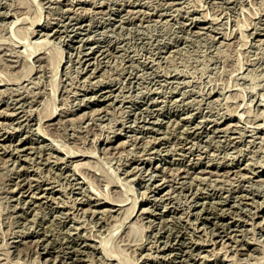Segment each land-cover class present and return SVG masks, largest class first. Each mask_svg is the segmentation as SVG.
Returning <instances> with one entry per match:
<instances>
[{"label": "rangeland", "instance_id": "1", "mask_svg": "<svg viewBox=\"0 0 264 264\" xmlns=\"http://www.w3.org/2000/svg\"><path fill=\"white\" fill-rule=\"evenodd\" d=\"M41 1L0 0V54L4 52L2 55H0V58L1 61L3 59H6L5 61L3 60L4 62L2 61L3 63L0 62V113H3L0 114V263L106 264L108 262L107 264H115V262H117L118 264H170L167 262H162L160 259H152V261L150 259L152 257H155L156 255L157 257L159 255V257H163L164 255L165 260L169 259V261H173L172 264H203L201 260L204 259L205 264H235L234 262L236 261V264H240L239 262L241 261H244L243 263L241 262L242 264H264V245H261L262 243L264 244V222H262L264 221V218H262L264 217V0H52L53 2L51 0H46L45 2L44 0V2L42 1L43 3H41ZM19 5H22L23 7H20ZM18 8L19 10L21 8V10L19 11ZM68 12L71 13L69 14ZM20 14H23L24 18L26 17L25 19L28 22H25L23 20L24 18ZM33 20H40L41 25H37L39 23L34 24L36 21L33 22ZM20 21H23V23H21ZM24 23H26V25ZM31 23H33L34 25H32ZM22 24L25 25L24 28ZM73 24L77 26H74ZM42 25L44 26V29L40 30V33L43 37L41 36L38 39L44 38L45 36L47 38L49 36L47 40L51 41L47 43V45H43V48L40 47L35 51V53L33 52L30 56L28 54L30 50L32 51V48H29L30 44H27V42L25 43L28 46L23 43L20 44L19 41H21L22 38H18L22 37L20 35H24V33L22 34V32L26 33L27 29L28 33L30 31V27H34L39 31V29L43 27ZM14 29H16L17 31ZM20 29L23 30L18 32V30ZM24 29L26 30L24 31ZM16 32L18 34L21 33L19 37L16 34V36L18 37L17 39L15 38ZM42 32H48V34H42ZM64 33H67V35H65ZM37 36H40V34H38ZM66 36H68V39L66 38ZM79 36H81V38ZM35 38L37 39V37ZM36 39H34L33 37L31 38V41H35ZM82 41L83 43H81ZM12 42H15L16 45H20L16 47V45H13ZM6 44L7 46L9 45V49L7 46H4ZM12 50H14V52ZM78 50L80 53L78 52ZM8 51L9 54L7 53ZM19 51H21V53ZM81 51L87 52L81 53ZM25 52L27 54H24ZM16 53L19 54L20 57ZM78 54L81 55L79 56ZM25 55L29 58V60L25 59ZM36 55H43L41 57H43L44 61L42 60L41 62L36 60ZM77 56H79V58ZM48 58L50 60H48ZM85 58L86 60H84ZM13 59L15 60L13 61ZM17 59H20L21 62ZM48 61L50 62V64ZM26 62L28 64H25ZM87 62L89 64H86ZM10 63H14L13 69H11L13 66ZM42 63H44V67H42ZM99 63L101 64L99 65ZM23 64H25V66H23ZM4 65H6V67ZM47 65L48 67H46ZM38 66L41 68H39ZM81 66H84V68H82ZM94 66L96 69L94 68ZM8 67H10L9 70ZM45 67L46 69H44ZM91 67L92 70L95 69V72L91 70ZM14 69L16 70V72L13 71ZM81 69L83 71L85 70L84 74ZM85 74L87 76L88 74H90L89 76L91 78H89V76L87 77ZM20 78L23 80L19 82L18 80H20ZM171 80L173 82H171ZM83 81L85 84L83 85V87L85 88L82 87ZM91 83L92 85H94L90 86ZM176 85H179V87ZM120 86L122 89L120 88ZM117 88H119L121 91ZM18 89L21 91H19ZM75 89H77V91ZM10 91H13L14 93H11ZM31 91L34 94H37L33 96L34 94L32 93L31 95ZM23 92L26 95L28 92V95H23ZM96 92L98 95L96 94ZM115 92L118 93L116 94ZM19 94L21 97L19 96ZM84 94L86 95V97ZM91 95L95 96L92 97ZM36 96L37 98H35ZM72 96L73 98H71ZM17 97L18 99L19 97L21 99H19V101H16L18 100ZM76 97L78 98L76 99ZM87 97L89 99L91 98V100L89 101ZM81 99L84 100L83 103ZM122 99L124 100L122 101ZM29 100L31 101L29 102ZM19 102L23 103L20 104ZM184 103L188 104L185 105ZM5 104L7 106L11 104L12 106H8L7 108ZM75 104H77L78 106H76ZM145 104L147 105V107ZM13 105H16V107ZM25 106L29 108L27 109ZM55 106L56 108L53 109ZM23 107L26 110H24ZM18 108L20 109L19 111ZM70 108H72L71 111ZM98 108H100L101 111L98 110ZM31 109H33V112L35 114L33 112L32 114H30L32 111ZM96 109L98 112L95 111ZM8 110L11 116L9 115ZM52 110L54 111V115L56 117L53 115ZM186 110L190 112V114H188ZM153 111L155 113H153ZM12 112H16L17 114H13ZM49 112L52 113V116L49 115ZM47 114L51 117H49ZM38 117L40 118V120ZM58 117L61 119H59ZM57 119L61 122L58 123ZM13 120H16V122H14ZM17 120L19 121V123ZM23 121L24 124L22 123ZM52 122L54 126L51 125ZM257 122L261 124V127ZM254 123L258 125V128L256 127V125H254ZM195 124H197V126ZM226 124L232 131H229L230 129H228L229 127ZM235 124H237V126ZM26 125L31 126L26 127ZM225 125L226 128H224ZM214 126L216 127L217 131H215L216 129ZM208 127L210 129H208ZM234 127L236 128L234 129ZM43 129H45L46 131ZM222 129L224 130V132ZM239 132H242L241 134L243 137ZM251 132L254 134H252ZM46 133H48L47 136H45ZM212 133L214 134L212 135ZM230 135L232 138L230 137ZM233 135L237 136L234 137ZM161 136H163L164 138ZM186 136L187 138H184ZM106 138L112 141L106 143ZM230 138L233 140H231ZM237 138H239V140ZM189 141H192V144ZM249 141L251 142L250 144ZM229 142L233 146L229 144ZM235 142L238 143L236 144ZM2 145L4 146L3 148ZM6 147H11L12 150L11 148L9 149ZM18 147L20 150L18 149ZM13 148H15L16 152H14ZM79 148L80 150L90 149L89 151L92 155H90L88 150H86L88 154L85 152L84 154H82L83 151L80 150H78L79 152H81L80 155L76 154L77 152H73ZM180 148L182 149V151ZM188 148L189 150H187ZM66 149H72L69 150V153L73 152L75 155L73 153L69 154ZM153 149H155L156 151ZM62 151L65 153H63ZM211 153L213 155H211ZM72 154L74 155V157H71L73 156ZM239 156L241 157V159ZM46 157H48V160L46 159ZM60 157L62 158V160H60ZM63 159L65 160L64 163ZM230 159H232L233 161ZM57 160H59L60 162ZM80 161L84 163L80 164ZM207 161L210 163H208ZM77 163H79V165ZM85 163H88L89 165L87 164L85 167ZM206 163L209 165H207ZM150 166L152 168H150ZM191 166H195V168H192ZM35 167L37 168V170ZM48 167L50 170L48 169ZM74 168H76V171L78 169L76 173ZM81 168H85L82 169L84 171H82ZM181 168L184 169L182 170ZM200 168L202 169V171ZM38 169L41 170L39 171ZM247 169L251 170L248 171ZM252 169L254 172L252 171ZM214 170L216 172H214ZM255 170H257V172ZM28 171L30 172V174ZM67 171L70 172V174ZM79 171H82V173ZM91 171L94 172L95 175ZM127 171H130V174L127 173ZM39 172L43 174L41 175ZM83 172L85 173L83 174ZM63 173H67V176ZM184 173L186 174L184 175ZM245 174L247 176H245ZM34 175L36 176V179L34 178ZM71 175H73L74 178ZM182 175H184L185 177ZM229 175H233L231 176L233 178H230ZM241 175L245 179H243ZM250 175H252V177ZM149 176H155V178ZM196 176L198 178H196ZM202 176L206 179V183L204 181L205 179L203 180ZM38 178H41L39 179V183ZM49 178H53V180ZM85 180H88L89 182H85ZM109 181H111L112 183L110 184ZM160 181H162L163 184L159 188H155L156 183H161ZM15 182L19 186L15 185ZM30 183H32L33 185ZM115 183L118 184L116 185ZM170 183L172 184V186ZM212 183H215L217 186H215V184L211 186ZM29 184L32 186H30ZM108 184H110V187H108ZM191 185L193 186V188ZM228 185H230L231 187ZM237 185L240 186L237 187ZM76 186H79L80 189ZM148 186L149 188H147ZM174 186L176 189H174ZM199 186H201V189H199ZM218 186H220L219 189ZM16 187L18 189H16ZM59 187L61 188V190H59ZM208 187L211 189H209ZM224 187L227 188L225 189ZM45 188L46 192H44ZM116 188L118 191L116 190ZM222 188H224L225 190ZM85 189H88L89 191H86ZM203 189H205L206 191ZM119 190H121V194ZM114 191L116 193H114ZM227 191L228 194H226ZM100 192L102 194L107 192L108 193L104 194L103 198V195H101ZM35 193H37L36 196ZM86 193H88V195ZM125 193H127V197L125 196ZM240 193L244 194L239 195ZM45 194H47L48 196H45ZM52 194L54 196H52ZM116 194L118 195V199L119 197L120 199H123L124 197L123 202L121 201L123 204L126 205L128 203L130 210L128 209L127 205V208L124 205V210L131 212V208H135L133 209L134 211L130 214L128 219L126 218L128 221H126L125 219L128 212H124L123 209L121 210L124 213L118 209H114L116 207L111 206V204H103L104 206L99 205L98 208L93 205V203L108 199L105 198L108 195L111 197V199L112 197L117 198ZM123 194L124 196H121ZM166 194L168 195L166 196ZM32 195H34L35 197ZM98 195L101 196L98 198ZM172 195L174 196V198ZM245 195L249 196L247 197ZM252 196L253 198H255V201L253 200ZM155 197L158 198V203H156V205L158 206L155 207L156 205H152L154 207L153 210L150 199ZM189 197L192 198L190 199ZM235 197L237 198V200ZM83 198L85 199V201ZM126 198L128 199L126 200ZM31 199L33 200V202ZM76 199H78L79 201ZM113 200L115 199H112V201ZM200 201L203 202L200 203ZM217 201L221 205L218 204ZM134 202H136V204ZM230 202H234V204L232 203L231 205ZM188 203H191V206L188 205ZM202 203H204V205H202ZM259 203H262V208H260ZM44 204L46 206H44ZM210 204L214 205L211 206ZM243 204H245V206ZM252 204L253 206H251ZM167 205L170 206L168 207ZM52 206L55 210L52 208ZM208 206L211 207L212 210H210L211 208L208 209ZM34 207L35 209H32ZM83 207L85 210L88 207L89 210L85 211L84 209H82ZM141 207L147 209V214L145 212L141 213V211L144 210L141 209ZM163 207L166 209H164ZM102 208L104 210H108L104 211L103 213ZM199 208L201 210H199ZM68 209L69 211H67ZM92 209H94V211ZM149 209L151 213L150 211H148ZM233 209L235 211L238 210L237 212H239V215ZM241 209L244 210L242 211ZM22 210L25 215L23 214ZM109 210H111V213L108 212ZM138 210L139 212H136ZM220 210H222L223 212H221ZM154 211H156L157 213ZM245 212H247L248 214ZM91 213H93L92 216ZM138 213H141V215ZM122 214L125 215L124 218ZM143 214L146 216H144ZM180 214L182 215V219H178V217L180 218L181 216ZM251 214L254 215L252 216ZM116 215L119 217H117ZM77 216H79V218ZM139 216L143 218L138 220ZM237 216H239L240 218H238ZM92 217H94V219H92ZM110 217H114L112 218L113 220ZM159 217L161 218V220ZM98 218H100V222L98 221ZM146 218L147 220L151 218L152 219L149 222V220L147 221ZM231 218L234 221H231ZM115 219L120 222L122 220L123 222L120 223L121 225H119V223ZM166 219L168 220L166 221ZM193 219H196L195 222ZM107 220L109 221V223L107 222ZM213 221H215L216 224L213 223ZM247 221H251V223ZM81 222H84L82 226L80 225ZM105 222H107L108 224H105ZM126 222H130L131 224H133L131 226L130 223L127 224ZM258 224L261 225L259 226ZM77 225L80 226L77 227ZM113 225L116 226V228L118 225L120 227L118 226L119 228H117L116 230L115 227H113L114 229L112 228ZM129 225L130 227H127ZM148 225L152 229H150ZM215 225H217V227H215ZM193 226H197L196 228L198 230ZM240 226L243 228H241ZM261 227L263 228L260 229ZM129 228L131 237L127 235V230ZM112 229L114 233L111 232ZM217 229L222 230L219 231ZM238 229L241 230L239 231ZM207 230L209 231V235H207L206 233L208 232ZM155 232L157 233V236L155 235ZM236 232L238 233L237 235ZM107 233L108 235L110 233L112 234H110L111 236H108ZM93 234L96 238L99 239H96ZM78 235L82 238L78 237ZM46 236L47 238H45ZM126 236L127 238H125ZM41 237L43 239H41ZM118 237L120 241H123L121 239L123 238V242L125 244L123 242L120 243V241L117 240ZM200 237L202 239H200ZM36 238L38 240H35ZM107 238L109 240H107ZM129 238L131 239V241L128 240ZM157 238L159 239V241ZM165 238H167L165 240L167 242L164 241ZM203 238L206 240H204ZM218 238H220L219 241L217 240ZM100 239L101 241H98ZM103 239L107 241L105 242L103 241ZM126 239L129 242H126ZM147 239L150 240L148 241ZM191 239L192 241L193 239H195L197 243L195 240V243L194 241L192 242ZM116 240L119 244L115 242ZM200 240H202V243ZM208 240L210 242H208ZM24 241L26 242L24 243ZM132 241H134L133 243L135 244H133ZM168 241L170 242L169 244ZM229 241L231 243H229ZM255 241H257L258 244ZM204 242L207 243L205 244ZM115 243L118 245V248ZM130 243L132 246L130 245ZM155 243L158 245H155ZM234 243H236V247L234 246ZM93 244L95 245L91 246ZM150 244H153V247L150 246ZM221 244L222 246L224 244V246L221 247ZM124 245H127V249H125ZM129 245L132 248H130ZM135 245L139 246L140 249ZM225 245H227L226 248L228 250L225 248ZM160 246L161 249H163V251L161 252H159ZM94 247L97 250H95ZM190 247H193L194 249ZM122 248H124L125 250H123ZM154 249H156L157 251ZM209 249H211L212 251ZM187 251L191 253L188 254L189 252ZM142 252H145L144 256H142ZM170 252L172 253V255H170ZM234 252H237L236 258ZM248 252L251 254H248ZM177 253H179V255ZM214 253H216L217 256ZM105 254L108 258L105 256ZM224 254L231 255V258H229L230 256ZM192 255L196 256L192 257ZM113 256L115 258H113ZM58 260H60V262ZM104 260L106 263L104 262Z\"/></svg>", "mask_w": 264, "mask_h": 264}, {"label": "bare ground", "instance_id": "2", "mask_svg": "<svg viewBox=\"0 0 264 264\" xmlns=\"http://www.w3.org/2000/svg\"><path fill=\"white\" fill-rule=\"evenodd\" d=\"M40 1H41V0H40ZM42 1L44 2V0H42ZM42 1H41V3H43ZM51 1H52V0H51ZM55 1H56V0H55ZM55 1H54V2H55ZM45 2H46V0H45ZM47 2H48V1H47ZM49 2H50V1H49ZM52 2H53V1H52ZM171 2H173V1H171ZM39 3H40V2H39ZM48 4H49V3H48ZM64 4H65V3H64ZM69 5H70V4H69ZM19 6H20V7H23L22 5H19ZM67 8H69V7H67ZM71 9H72V7H71ZM18 10H19V8H18ZM20 10H21V8H20ZM20 10H19V11H20ZM68 10H70V9H68ZM16 11H17V10H16ZM66 11H67V10H66ZM17 12H18V11H17ZM23 12H24V11H23ZM13 13H16V12H13ZM18 13H19V12H18ZM20 13H21V12H20ZM24 13H25V12H24ZM68 13H69V12H68ZM70 13H71V12H70ZM70 13H69V14H70ZM12 15H13V14H12ZM20 15L24 18L23 14H20ZM24 15H25V14H24ZM71 15H72V14H71ZM25 16H26V15H25ZM77 16H78V15H77ZM22 17H21V19H22ZM67 17H68V16H67ZM72 17H73V16H72ZM25 18H26V17H25ZM25 18H24L23 20H24L25 22H28ZM46 19H47V18H46ZM64 19H65V18H64ZM71 19H72V18H71ZM205 19H206V18H205ZM205 19H204V20H205ZM16 20H17V19H16ZM16 20H14V21H16ZM47 20H48V19H47ZM61 20H62V19H61ZM197 20H198V19H197ZM199 20H200V19H199ZM14 21H13V22H14ZM34 21H36V20H33V22H34ZM45 21H46V20H45ZM49 21H51V20H49ZM67 21H68V20H67ZM67 21H66V22H67ZM74 21H75V20H74ZM74 21H73V22H74ZM202 21H203V20H202ZM207 21H208V20H207ZM20 22L23 23V21H20ZM30 22H32V21H30ZM208 22H209V21H208ZM21 23H20V24H21ZM37 23H39V24H37ZM42 23H43V22H42ZM44 23H45V22H44ZM49 23H50V22H49ZM62 23H65V22H62ZM71 23H72V22H71ZM24 24L26 25V23H24ZM24 24H22V25H23V28H24V26H25ZM31 24H32V25H34V24L41 25V24H40V20H37L34 24H33V23H31ZM76 24H77V23H76ZM82 24H83V23H82ZM86 24H87V23H86ZM193 24H194V23H193ZM200 24H201V23H200ZM205 24H206V23H205ZM22 25H21V26H22ZM28 25H30V24H28ZM37 25H35V26H37ZM48 25H50V24H48ZM65 25H66V24H65ZM73 25H74V24H73ZM194 25H195V24H194ZM42 26H43V25H42ZM42 26H41V27H42ZM51 26H52V25H51ZM57 26H58V25H57ZM59 26H60V25H59ZM63 26H64V25H63ZM74 26H77V25H74ZM85 26H86V25H85ZM18 27H19V26H18ZM18 27H17V28H18ZM27 27H28V26H27ZM67 27H68V26H67ZM81 27H82V26H81ZM20 28H21V27H20ZM28 28H29V27H28ZM76 28H77V27H76ZM78 28H79V27H78ZM203 28H205V27H203ZM42 29H44V26H43L42 28H40L39 31L36 30L34 27H30V31H29L28 33H27L28 29H27L26 33H25V32H22V34L24 33V35H20L21 33L18 34L17 32L15 33V36H16V34L18 35V37H19V35L22 36V37H19V38H18L17 36L15 37L16 39H17V38H18V39L22 38L21 41L18 40V41L20 42V44H21V43L26 44L25 42H27V44H30V47H29V48H32V51L30 50L31 52H30V51H29L30 53L28 52V54H29L30 56H31V54H32L33 52L35 53L36 50H38L40 47L43 48V45H45V44L47 45V43H49V42L51 41V40H50V41L47 40V38H48L49 36H48L47 38H46V36H45L44 38L38 39V38H40V37L42 36L41 33H40V30H42ZM51 29H52V28H51ZM67 29H68V28H67ZM69 29H70V28H69ZM81 29H82V28H81ZM83 29H84V28H83ZM88 29H89V28H88ZM14 30H16V29H14ZM22 30H23V29H22ZM22 30L20 29V30H18V32H20V31H22ZM25 30H26V29H24V31H25ZM60 30H61V29H60ZM74 30H75V29H74ZM74 30H73V31H74ZM16 31H17V30H16ZM43 31H44V30H43ZM51 32H53V31H51ZM51 32H49V33H51ZM65 32H67V31H65ZM43 33H47V34H48V32H42V34H43ZM78 33H80V32H78ZM38 34H40V36H37ZM51 34H53V33H51ZM64 34H65V33H64ZM68 34H69V32H68ZM83 34H84V33H83ZM44 35H45V34H44ZM65 35H67V33H66ZM70 35H71V34H70ZM70 35H69V36H70ZM52 36H53V35H52ZM74 36H75V35H74ZM33 37H34V39H36L35 37H37V39H36L35 41H34V40L31 41V38H33ZM42 37H43V36H42ZM54 37H55V36H54ZM56 37H57V36H56ZM62 37H63V34H62ZM67 37H68V36H66V38H67ZM79 37L81 38V36H79ZM86 37H87V36H86ZM60 38H61V37H60ZM62 39H64V38H62ZM62 39H61V40H62ZM67 39H68V38H67ZM70 39H71V38H70ZM88 39H89V38H88ZM88 39H87V40H88ZM59 40H60V39H59ZM65 40H66V39H65ZM81 40H82V39H81ZM83 40H84V38H83ZM72 41H73V40H72ZM88 41H89V40H88ZM90 41H91V40H90ZM12 43H13V42H12ZM14 43H15V42H14ZM14 43H13V45H16V43H15V44H14ZM78 43H79V42H78ZM81 43H83V41H82ZM88 43H90V42H88ZM20 44H18V45H20ZM27 44H26V45H27ZM18 45H16V47H17ZM73 45H74V44H73ZM79 45H80V44H79ZM4 46H7V44L4 45ZM27 46H28V45H27ZM83 46H84V44H83ZM92 46H93V45H92ZM2 47H3V45H2ZM7 47H8V49H9V45H8ZM11 47H12V46H11ZM11 47H10V48H11ZM89 47H90V46H89ZM0 48H1V46H0ZM12 48H13V47H12ZM25 48H26V46H25ZM67 48H68V47H67ZM75 48H76V47H75ZM75 48H74V49H75ZM92 48H93V47H92ZM108 48H109V47H108ZM108 48H107V49H108ZM5 49H6V47H5ZM14 49H15V48H14ZM72 49H73V47H72ZM2 50H3V49H2ZM16 50H17V48H16ZM16 50H15V51H16ZM75 50H76V49H75ZM80 50H81V48H80ZM95 50H96V49H95ZM100 50H102V49H100ZM3 51H4V50H3ZM3 51H1V52H3ZM10 51H11V50H10ZM12 51L14 52V50H12ZM90 51H91V50H90ZM98 51H99V50H98ZM17 52H18V51H17ZM19 52L21 53V51H19ZM43 52H44V51H43ZM78 52H79V50H78ZM82 52H84V51H81V53H82ZM86 52H87V51H86ZM86 52H84V53H86ZM88 52H89V51H88ZM92 52H93V51H92ZM3 53H4V52H3ZM3 53H2V54H3ZM7 53L9 54V51H8ZM41 53H42V52H41ZM79 53H80V52H79ZM89 53H90V52H89ZM97 53H98V52H97ZM97 53H96V54H97ZM107 53H108V52H107ZM2 54H0V55H2ZM11 54H12V53H11ZM16 54H17V53H16ZM24 54H27V53L25 52ZM87 54H88V53H87ZM13 55H14V53H13ZM17 55H19V54H17ZM29 55H28V56H29ZM46 55H47V54H46ZM78 55H79V54H78ZM80 55H81V54H80ZM80 55H79V56H80ZM89 55H90V54H89ZM106 55H108V54H106ZM9 56H10V55H9ZM15 56H16V55H15ZM22 56H23V54H22ZM32 56H34V55H32ZM36 56H37V57H36L35 59L38 60V61H41V62H42L43 57H41V56H43V55H40V56H39V55H36ZM69 56H70V55H69ZM79 56H77V57L79 58ZM94 56H95V54H94ZM1 57H2V56H1ZM19 57H20V55H19ZM24 57H26L25 59H28V60H29V58H28L26 55H25ZM98 57H100V56H98ZM101 57H103V56H101ZM6 58H9V57H6ZM21 58H22V57H21ZM45 58H46V57H45ZM87 58H88V57H87ZM2 59H3V58H2ZM25 59H24V61H25ZM33 59H34V58H33ZM99 59H100V58H99ZM105 59H106V58H105ZM3 60H4V59H3ZM3 60H2V61H3ZM5 60H6V59H5ZM5 60H4V61H5ZM14 60H15V59H13V61H14ZM17 60H18V59H17ZM36 60H35V61H36ZM48 60H50V59L48 58ZM60 60H61V59H60ZM81 60H82V59H81ZM84 60H86V58H85ZM93 60H95V59H93ZM2 61H1V58H0V62H2ZM4 61H3V62H4ZM8 61H9V60H8ZM18 61H20V59H19ZM22 61H23V60H22ZM24 61H23V62H24ZM43 61H44V60H43ZM45 61H47V60H45ZM3 62H2V63H3ZM11 62H12V61H11ZM20 62H21V61H20ZM36 62H37V61H36ZM48 62H49V61H48ZM79 62H80V60H79ZM96 62H97V61H96ZM104 62H105V61H104ZM18 63H19V62H18ZM38 63H39V62H38ZM38 63H37V64H38ZM45 63H46V62H45ZM59 63H60V62H59ZM59 63H58V64H59ZM90 63H91V62H90ZM106 63H107V62H106ZM10 64H12V63H10ZM15 64H16V63H15ZM25 64H28V63L26 62ZM25 64H23V66H25ZM46 64H47V63H46ZM46 64H45V65H46ZM49 64H50V62H49ZM49 64H48V65H49ZM86 64H89V63L87 62ZM100 64H101V63H99V65H100ZM7 65H8V64H7ZM17 65H18V64H17ZM17 65H16V66H17ZM21 65H22V64H21ZM21 65H20V66H21ZM35 65H36V64H35ZM39 65H40V64H39ZM41 65H43L42 67H44V63H42ZM48 65H47L46 67H48ZM56 65H57V64H56ZM80 65H81V64H80ZM102 65H103V63H102ZM102 65H101V66H102ZM4 66L6 67V65H4ZM4 66H3V67H4ZM12 66H13V67H12ZM12 66H10V67H12L11 69L14 68V63L12 64ZM33 66H34V64H33ZM57 66H58V65H57ZM10 67H8V70H9ZM21 67H22V66H21ZM38 67H39V66H38ZM38 67H37V68H38ZM46 67H45L44 69H46ZM81 67H82V66H81ZM88 67H89V66H88ZM17 68H18V67H17ZM17 68H16V70H17ZM33 68H34V67H33ZM37 68H35V69H37ZM39 68H41V67H39ZM39 68H38V69H39ZM82 68H84V66H83ZM86 68H87V67H86ZM86 68H85V70H86ZM94 68H95V66H94ZM94 68H93V69H94ZM5 69H6V68H5ZM35 69H34V70H35ZM42 69H43V68H42ZM54 69H55V68H54ZM57 69H58V68H57ZM57 69H56V70H57ZM95 69H96V68H95ZM95 69H94V70H95ZM16 70L14 69L13 71L16 72ZM19 70H20V69H19ZM19 70H18V71H19ZM39 70H40V69H39ZM85 70H84V71H85ZM91 70H92V67H91ZM94 70H92V71L95 72ZM97 70H98V69H97ZM97 70H96V71H97ZM10 71H11V70H10ZM13 71H12V72H13ZM81 71H83V70L81 69ZM84 71H83V74H84ZM90 72H91V71H90ZM90 72H89V73H90ZM91 74H92V73H91ZM94 74H95V73H94ZM85 75H86V74H85ZM89 75H90V74H88V76H89ZM86 76H87V75H86ZM86 76H85V78H86ZM88 76H87V77H88ZM91 76H92V75H91ZM94 76H95V75H94ZM167 76H168V75H167ZM81 77H82V76H81ZM176 77H177V76H176ZM89 78H91V77L89 76ZM94 78H95V77H94ZM21 80H23V79L20 78V80H18V81L20 82ZM54 80H55V79H54ZM86 80H87V79H86ZM88 80H89V79H88ZM166 80H167V79H166ZM19 82H18V83H19ZM97 82H98V81H97ZM97 82H95V83H97ZM99 82H100V81H99ZM167 82H168V81H167ZM171 82H173V81L171 80ZM177 82H178V81H177ZM37 83H38V82H37ZM37 83H36V85H37ZM86 83H87V82H86ZM182 83H183V82H182ZM3 84H4V83H3ZM22 84H24V83H22ZM0 85H1V84H0ZM26 85H28V84H26ZM26 85H25V86H26ZM83 85H85V84H84V81H83L82 87H83ZM91 85H92V83L90 84V86H91ZM93 85H94V84H93ZM93 85H92V86H93ZM97 85H98V84H97ZM162 85H163V83H162ZM169 85H170V84H169ZM179 85H180V84H179ZM179 85H176V86L179 87ZM182 85H183V84H182ZM19 86H20V85H19ZM34 86H35V85H34ZM160 86H161V85H160ZM170 86H171V85H170ZM36 87H37V86H36ZM95 87H96V86H95ZM108 87H109V86H108ZM111 87H112V86H111ZM116 87H117V86H116ZM29 88H30V87H29ZM73 88H74V87H73ZM77 88H78V87H77ZM79 88H80V87H79ZM83 88H85V87H83ZM88 88H89V87H88ZM88 88H87V89H88ZM120 88H121V86H120ZM169 88H170V87H169ZM173 88H174V87H173ZM13 89H14V88H13ZM23 89H24V88H23ZM65 89H66V88H65ZM67 89H68V88H67ZM81 89H82V88H81ZM94 89H95V88H94ZM111 89H112V88H111ZM117 89H119V88H117ZM117 89H116V90H117ZM121 89H122V88H121ZM174 89H175V88H174ZM16 90H17V89H16ZM18 90H19V89H18ZM25 90H26V88H25ZM63 90H64V89H63ZM69 90H70V88H69ZM71 90H72V89H71ZM75 90L77 91V89H75ZM75 90H74V92H75ZM79 90H80V89H79ZM105 90H106V89H105ZM119 90H120V89H119ZM153 90H154V89H153ZM161 90H162V89H161ZM0 91H1V90H0ZM19 91H21V90H19ZM19 91H18V92H19ZM23 91H24V90H23ZM28 91H29V90H28ZM72 91H73V90H72ZM72 91H71V92H72ZM120 91H121V90H120ZM2 92H3V90H2ZM10 92H11V91H10ZM12 92H13V91H12ZM12 92H11V93H12ZM16 92H17V91H16ZM39 92H40V91H39ZM39 92H38V93H39ZM62 92H64V91H62ZM65 92H67V91H65ZM86 92H87V91H86ZM92 92H93V91H92ZM97 92H98V91H97ZM97 92H96V94H97ZM110 92H111V91H110ZM118 92H119V91H118ZM118 92H115V93L117 94ZM170 92H171V91H170ZM13 93H14V92H13ZM32 93H33V92L31 91V95H32ZM67 93H69V92H67ZM78 93H79V92H78ZM78 93H77V94H78ZM98 93H99V92H98ZM119 93H120V92H119ZM172 93H173V92H172ZM209 93H210V92H209ZM2 94H3V93H2ZM16 94H17V93H16ZM20 94H21V93H20ZM20 94H19V96H20ZM29 94H30V93H29ZM33 94H34V93H33ZM36 94H37V93H36ZM36 94H34L33 96H35ZM82 94H83V93H82ZM92 94H93V93H92ZM108 94H109V93H108ZM110 94H111V93H110ZM12 95H13V94H12ZM21 95H22V94H21ZM23 95H26V94H24V92H23ZM27 95H28V92H27ZM27 95H26V96H27ZM75 95H76V94H75ZM75 95H74V96H75ZM84 95H85V94H84ZM97 95H98V94H97ZM101 95H102V94H101ZM111 95H112V94H111ZM114 95H115V94H114ZM118 95H119V94H118ZM9 96H10V95H9ZM14 96H15V95H14ZM37 96H38V95H37ZM37 96H36L35 98H37ZM69 96H70V95H69ZM77 96H78V95H77ZM91 96H92V95H91ZM94 96H95V95H94ZM94 96H92V97H94ZM20 97H21V96H20ZM20 97H19V99H21ZM28 97H29V96H28ZM85 97H86V95H85ZM85 97H84V98H85ZM96 97H97V96H96ZM104 97H105V96H104ZM114 97H115V96H114ZM14 98H15V97H14ZM29 98H30V97H29ZM35 98H33V99H35ZM71 98H73V96H72ZM77 98H78V97H76V99H77ZM84 98H83V99H84ZM122 98H123V97H122ZM182 98H184V97H182ZM17 99H18V97H17ZM19 99H18V100L14 99V100L19 101ZM27 99H28V98H27ZM31 99H32V98H31ZM87 99H88L89 101L91 100V98L89 99L88 97H87ZM115 99H116V98H115ZM179 99H180V98H179ZM10 100H11V99H10ZM10 100H9V101H10ZM22 100H23V99H22ZM72 100H73V99H72ZM81 100H82V99H81ZM123 100H124V99H122V101H123ZM167 100H168V99H167ZM174 100H175V99H174ZM26 101H27V100H26ZM30 101H31V100H29V102H30ZM83 101H84V100H82V103H83ZM110 101H111V100H110ZM113 101H114V98H113ZM145 101H146V100H145ZM153 101H155V100H153ZM162 101H163V100H162ZM183 101H184V100H183ZM7 102H8V101H7ZM12 102H13V101H12ZM32 102H33V100H32ZM32 102H31V103H32ZM85 102H86V101H85ZM85 102H84V103H85ZM87 102H88V101H87ZM95 102H96V101H95ZM147 102H148V101H147ZM147 102H146V103H147ZM19 103H20V102H19ZM22 103H23V102H22ZM22 103H20V104H22ZM76 103H77V102H76ZM80 103H81V101H80ZM88 103H89V102H88ZM153 103H154V102H153ZM3 104H4V103H3ZM6 104H7V103H6ZM6 104H5V105H6ZM11 104H12V103H11ZM11 104L8 105V106L11 107V106H12ZM13 104H14V103H13ZM20 104H19V105H20ZM25 104H26V103H25ZM85 104H86V103H85ZM147 104H148V103H147ZM154 104H155V103H154ZM157 104H158V103H157ZM184 104H185V103H184ZM186 104H188V103H186ZM186 104H185V105H186ZM16 105H17V104H16ZM16 105H13V106L16 107ZM19 105H18V106H19ZM23 105H24V104H23ZM32 105H33V104H32ZM75 105L78 106L77 104H75ZM145 105H146V104H145ZM185 105H184V106H185ZM8 106L6 105L7 108H8ZM26 106H27V105H26ZM26 106H25V107H26ZM181 106H182V105H181ZM181 106H180V107H181ZM102 107H103V106H102ZM146 107H147V105H146ZM152 107H153V106H152ZM4 108H5V107H4ZM21 108H22V107H21ZM23 108H24V107H23ZM26 108H27V107H26ZM28 108H29V107H28ZM28 108H27V109H28ZM31 108H32V107H31ZM55 108H56V106H55L53 109H55ZM100 108H101V107H100ZM100 108H98V110H100ZM104 108H105V107H104ZM104 108H103V109H104ZM144 108H145V106H144ZM159 108H160V107H159ZM159 108H158V109H159ZM183 108H184V107H183ZM189 108H190V107H189ZM2 109H3V108H2ZM13 109H14V108H13ZM15 109H16V108H15ZM63 109H65V108H63ZM71 109H72V108H70V111H71ZM93 109H94V108H93ZM101 109H102V108H101ZM148 109H149V108H148ZM153 109H154V108H153ZM160 109H161V108H160ZM184 109H185V108H184ZM3 110H4V109H3ZM3 110H2V111H3ZM19 110H20V109L18 108V111H19ZM24 110H26V109L24 108ZM31 110H32V111H31L30 114H32V112H33V109H31ZM61 110H62V109H61ZM68 110H69V109H68ZM142 110H143V109H142ZM180 110H181V109H180ZM0 111H1V110H0ZM5 111H6V110H5ZM52 111H53V110H52ZM93 111H94V110H93ZM95 111H97V109H96ZM100 111H101V110H100ZM100 111H99V112H100ZM150 111H151V110H150ZM156 111H157V110H156ZM186 111H187V110H186ZM8 112H9V110H8ZM21 112H23V111H21ZM55 112H56V111H55ZM61 112H62V111H61ZM64 112H65V111H64ZM67 112H68V111H67ZM97 112H98V111H97ZM142 112H143V111H142ZM187 112H188V111H187ZM197 112H198V111H197ZM1 113H2V112H1ZM1 113H0V114H1ZM6 113H7V111H6ZM12 113H13V112H12ZM14 113H16V112H14ZM14 113H13V114H14ZM27 113H28V112H27ZM33 113H34V112H33ZM49 113H50L49 115H51V116H52V113H53V115H54V111H53L52 113H51V112H49ZM153 113H155V112L153 111ZM177 113H178V112H177ZM181 113H182V112H181ZM2 114H3V113H2ZM7 114H8V113H7ZM13 114H12V115H13ZM16 114H17V113H16ZM34 114H35V113H34ZM62 114H63V113H62ZM68 114H69V113H68ZM99 114H100V113H99ZM150 114H152V113H150ZM158 114H160V113H158ZM188 114H190V112H188ZM9 115H10V112H9ZM18 115H19V114H18ZM24 115H25V113H24ZM28 115H29V114H28ZM47 115H48V114H47ZM47 115H46V116H47ZM49 115H48V116H49ZM63 115H64V114H63ZM145 115H146V113H145ZM152 115H154V114H152ZM229 115H230V114H229ZM10 116H11V115H10ZM19 116H20V115H19ZM30 116H31V115H30ZM51 116H49V117H51ZM54 116H55V115H54ZM156 116H157V115H156ZM190 116H191V115H190ZM5 117H7V116H5ZM5 117H4V118H5ZM17 117H18V116H17ZM17 117H16V118H17ZM31 117H32V116H31ZM49 117H48V118H49ZM55 117H56V116H55ZM147 117H148V116H147ZM150 117H151V116H150ZM185 117H186V115H185ZM188 117H189V115H188ZM192 117H193V115H192ZM192 117H190V118H192ZM197 117H198V116H197ZM221 117H223V116H221ZM231 117H232V116H231ZM22 118H24V117H22ZM38 118H39V117H38ZM58 118H59V117H58ZM190 118H189V119H190ZM17 119H18V118H17ZM20 119H21V118H20ZM59 119H61V118H59ZM144 119H145V118H144ZM144 119H143V120H144ZM18 120H19V119H18ZM18 120H17V121H18ZM22 120H23V119H22ZM34 120H35V119H34ZM39 120H40V118H39ZM46 120H47V118H46ZM57 120H58V119H57ZM65 120H66V119H65ZM147 120H148V119H147ZM179 120H180V119H179ZM183 120H184V119H183ZM190 120H191V119H190ZM13 121H14V120H13ZM24 121H25V120H24ZM24 121L22 122L23 124H24ZM27 121H29V120H27ZM55 121H56V120H55ZM200 121H201V120H200ZM218 121H220V120H218ZM252 121H254V120H252ZM14 122H16V120H15ZM14 122H12V123H14ZM25 122H26V121H25ZM30 122H32V121H30ZM53 122H54V121H53ZM53 122H52L51 125L54 126ZM60 122H61V121L58 120V123H60ZM145 122H146V121H145ZM198 122H199V121H198ZM223 122H224V121H223ZM236 122H237V121H236ZM236 122H235V123H236ZM18 123H19V121H18ZM28 123H29V122H28ZM50 123H51V122H50ZM50 123H49V124H50ZM188 123H189V122H188ZM190 123H191V122H190ZM194 123H195V122H194ZM228 123H229V122H228ZM257 123H258V122H257ZM44 124H45V123H44ZM49 124H48V125H49ZM55 124H56V123H55ZM215 124H219V123H215ZM251 124H253V123H251ZM21 125H22V124H21ZM45 125H46V124H45ZM195 125L197 126V124H195ZM198 125H199V123H198ZM222 125H223V124H222ZM226 125H227V124H226ZM226 125H225L224 128H226ZM229 125H230V124H229ZM231 125H232V122H231ZM235 125L237 126V124H235ZM254 125H256V124L254 123ZM258 125H260V127H261V124L258 123ZM258 125H256L257 128H258ZM27 126H29V125H26V127H27ZM30 126H31V125H30ZM30 126H29V127H30ZM186 126H187V125H186ZM210 126H211V125H210ZM227 126H228V125H227ZM233 126H234V125H233ZM252 126H253V125H252ZM18 127H19V126H18ZM198 127H199V126H198ZM214 127H215V126H214ZM222 127H223V126H222ZM222 127H221V128H222ZM228 127H229V126H228ZM240 127H241V126H240ZM247 127H248V126H247ZM262 127H263V126H262ZM12 128H13V127H12ZM24 128H25V127H24ZM185 128H186V127H185ZM188 128H189V127H188ZM195 128H197V127H195ZM202 128H203V126H202ZM202 128H200V129H202ZM211 128H212V127H211ZM232 128H233V127H232ZM235 128H236V127H234V129H235ZM241 128H242V127H241ZM243 128H244V127H243ZM263 128H264V127H263ZM46 129H47V128H46ZM147 129H148V128H147ZM193 129H194V128H193ZM208 129H210V128L208 127ZM212 129H213V128H212ZM212 129H211V130H212ZM215 129H216V127H215ZM219 129H220V128H219ZM228 129H230V127H229ZM43 130H45V129H43ZM186 130H187V129H186ZM211 130H210V131H211ZM222 130H223V129H222ZM225 130H226V129H225ZM239 130H240V129H239ZM241 130H242V129H241ZM244 130H246V129H244ZM251 130H252V128H251ZM254 130H255V127H254ZM45 131H46V130H45ZM45 131H44V132H45ZM187 131H188V130H187ZM191 131H192V130H191ZM199 131H200V130H199ZM204 131H205V130H204ZM212 131H213V130H212ZM215 131H217V129H216ZM229 131H232V130L230 129ZM185 132H186V131H185ZM192 132H193V131H192ZM223 132H224V130H223ZM234 132H235V130H234ZM242 132H243V131H242ZM242 132H241V133H242ZM252 132H253V131H252ZM252 132H251V133H252ZM186 133H187V132H186ZM186 133H185V134H186ZM194 133H195V132H194ZM199 133H200V132H199ZM214 133H215V132H214ZM214 133H212V135H213ZM226 133H227V132H226ZM226 133H225V134H226ZM239 133H240V132H239ZM241 133H240V134H241ZM44 134H45V133H44ZM210 134H211V133H210ZM210 134H209V137H210ZM220 134H221V133H220ZM240 134H239V135H240ZM252 134H254V133H252ZM1 135H2V133H1ZM47 135H48V133H46L45 136H47ZM50 135H51V134H50ZM186 135H187V134H186ZM228 135H229V134H228ZM5 136H6V135H5ZM45 136H44V137H45ZM192 136H193V135H192ZM197 136H198V135H197ZM224 136H225V135H224ZM224 136H223V138H224ZM233 136H234V135H233ZM235 136H237V135H235ZM235 136H234V137H235ZM241 136H242V134H241ZM252 136H254V135H252ZM8 137H9V136H8ZM50 137H51V136H50ZM161 137H163V136H161ZM161 137H160V138H161ZM214 137H215V136H214ZM230 137H231V135H230ZM242 137H243V136H242ZM254 137H256V136H254ZM2 138H3V137H2ZM9 138H10V137H9ZM42 138H43V137H42ZM155 138H156V137H155ZM155 138H154V139H155ZM163 138H164V137H163ZM184 138H187V136L184 137ZM190 138H191V137H190ZM197 138H198V137H197ZM228 138H229V137H228ZM231 138H232V137H231ZM231 138H230V139H231ZM6 139H7V138H6ZM13 139H14V138H13ZM106 139H107V138H106ZM181 139H182V138H181ZM192 139H193V138H192ZM198 139H199V138H198ZM237 139L239 140V138H237ZM237 139H236V141H237ZM252 139H253V138H252ZM252 139H250V140H252ZM20 140H22V139H20ZM157 140H158V139H157ZM182 140H183V139H182ZM190 140H191V139H190ZM224 140H226V139H224ZM228 140H229V139H228ZM231 140H233V139H231ZM234 140H235V139H234ZM254 140H255V139H254ZM18 141H19V140H18ZM111 141H112V140L107 139V140H106V143H107V142H111ZM159 141H160V139H159ZM176 141H177V140H176ZM229 141H230V140H229ZM242 141H243V140H242ZM20 142H21V141H20ZM20 142H19V143H20ZM24 142H25V141H24ZM152 142H154V141H152ZM155 142H156V141H155ZM164 142H165V141H164ZM164 142H163V143H164ZM185 142H186V141H185ZM189 142H190V141H189ZM191 142H192V141H191ZM191 142H190V143H191ZM225 142H226V141H225ZM7 143H8V142H7ZM176 143H177V142H176ZM233 143H234V142H233ZM235 143H236V142H235ZM237 143H238V142H237ZM237 143H236V144H237ZM250 143H251V142L249 141V144H250ZM1 144H2V142H1ZM12 144H13V143H12ZM17 144H18V143H17ZM191 144H192V143H191ZM191 144H188V145H191ZM224 144H225V143H224ZM229 144H231V143L229 142ZM229 144H228V145H229ZM3 145H4V143H3ZM3 145H2V148L4 147ZM7 145H8V144H7ZM164 145H165V144H164ZM231 145H232V144H231ZM0 146H1V145H0ZM5 146H6V145H5ZM17 146H18V145H17ZM111 146H112V145H111ZM111 146H110V147H111ZM162 146H163V145H162ZM178 146H179V145H178ZM178 146H177V147H178ZM232 146H233V145H232ZM234 146H235V145H234ZM247 146H248V144H247ZM22 147H23V146H22ZM24 147H26V146H24ZM27 147H28V146H27ZM149 147H150V146H149ZM160 147H161V146H160ZM192 147H193V146H192ZM6 148H9V147H6ZM10 148H11V147H10ZM10 148H9V149H10ZM30 148H31V146H30ZM33 148H35V147H33ZM55 148H56V147H55ZM102 148H103V147H102ZM189 148H190V147H189ZM189 148H188L187 150H189ZM226 148H227V147H226ZM13 149H14V152H16L15 148H13ZM18 149H19V147H18ZM18 149H17V150H18ZM23 149H24V148H23ZM23 149H22V150H23ZM25 149H26V148H25ZM60 149H61V148H60ZM155 149H156V148H155ZM155 149H153V150H155ZM158 149H159V148H158ZM177 149H178V148H177ZM180 149H181V148H180ZM11 150H12V148H11ZM19 150H20V149H19ZM56 150H57V149H56ZM58 150H59V148H58ZM62 150H63V149H62ZM69 150H72V149H66V151H67L68 153H69ZM78 150H80V148L77 149L76 151H73V152H74V153L77 152L76 154H79V155H80L81 152H79ZM84 150H85V149L80 150V151H83L82 154H84V152L87 153V154H88V152L90 153V151H89L90 149H89V150L86 149V150H88V152H86V150H85V151H84ZM153 150H152V151H153ZM156 150H157V149H156ZM156 150H155V151H156ZM184 150H185V149H184ZM190 150H191V149H190ZM64 151H65V150H64ZM181 151H182V149H181ZM195 151H196V150H195ZM17 152H18V151H17ZM62 152H63V151H62ZM73 152H70V153H73ZM91 152H92V151H91ZM191 152H192V151H191ZM246 152H247V151H246ZM246 152H245V153H246ZM11 153H12V151H11ZM26 153H27V151H26ZM26 153H25V154H26ZM63 153H65V152H63ZM68 153H67V154H68ZM70 153H69V154H70ZM74 153H73V154H74ZM93 153H94V151H93ZM179 153H180V152H179ZM199 153H200V152H199ZM239 153H240V152H239ZM241 153H243V152H241ZM16 154H17V153H16ZM16 154H15V155H16ZM18 154H19V153H18ZM67 154H66V155H67ZM69 154H68V155H69ZM73 154H72V155H73ZM183 154H184V153H183ZM193 154H194V153H193ZM207 154H208V153H207ZM74 155H75V154H74ZM74 155L71 156V157H74ZM85 155H86V154H85ZM85 155H84V156H85ZM90 155H92V154L90 153ZM93 155H94V154H93ZM200 155H201V154H200ZM211 155H213V154L211 153ZM236 155H238V154H236ZM236 155H235V156H236ZM242 155H243V154H242ZM247 155H248V153H247ZM27 156H28V155H27ZM77 156H78V155H77ZM184 156H185V155H184ZM215 156H216V155H215ZM235 156H234V158H235ZM243 156H244V155H243ZM18 157H20V156H18ZM90 157H91V156H90ZM185 157H186V156H185ZM190 157H191V156H190ZM192 157H193V156H192ZM210 157H211V156H210ZM216 157H217V156H216ZM239 157H240V156H239ZM47 158H48V157H46V159H47ZM54 158H55V157H54ZM63 158H64V157H63ZM88 158H89V156H88ZM93 158H94V157H93ZM140 158H141V157H140ZM198 158H199V157H198ZM211 158H212V157H211ZM223 158H224V157H223ZM247 158H248V157H247ZM22 159H23V158H22ZM58 159H59V158H58ZM67 159H68V158H67ZM189 159H190V158H189ZM240 159H241V157H240ZM24 160H26V159H24ZM47 160H48V159H47ZM60 160H62L61 157H60ZM63 160H64V159H63ZM88 160H90V159H88ZM230 160H232V159H230ZM57 161H59V160H57ZM68 161H69V160H68ZM208 161H209V160H208ZM208 161H207V162H208ZM232 161H233V160H232ZM242 161H243V160H242ZM247 161H248V160H247ZM59 162H60V161H59ZM61 162H62V161H61ZM64 162H65V160L63 161V163H64ZM69 162H70V161H69ZM194 162H195V161H194ZM221 162H223V161H221ZM229 162H231V161H229ZM239 162H240V161H239ZM249 162H251V161H249ZM81 163H84V162H81V161H80V164H81ZM146 163H147V162H146ZM208 163H210V162H208ZM234 163H235V162H234ZM246 163H248V162H246ZM252 163H253V162H252ZM252 163H251V164H252ZM68 164H69V163H68ZM77 164L79 165V163H77ZM87 164H88V163H87ZM87 164L85 163V167H86ZM124 164H125V163H124ZM127 164H129V163H127ZM127 164H126V165H127ZM158 164H159V163H158ZM196 164H197V163H196ZM206 164H207V163H206ZM88 165H89V164H88ZM90 165H91V164H90ZM207 165H209V164H207ZM211 165H212V164H211ZM226 165H227V164H226ZM244 165H245V164H244ZM247 165H248V164H247ZM48 166H49V165H48ZM50 166H51V165H50ZM91 166H92V165H91ZM136 166H137V165H136ZM156 166H157V165H156ZM156 166H155V167H156ZM158 166H159V165H158ZM160 166H161V165H160ZM187 166H188V165H187ZM201 166H202V165H201ZM201 166H200V167H201ZM224 166H225V165H224ZM237 166H238V165H237ZM250 166H251V165H250ZM36 167H37V166H36ZM36 167H35V168H36ZM75 167H76V166H75ZM78 167H79V166H78ZM134 167H135V165H134ZM134 167H133V168H134ZM191 167H192V168H193V167L195 168V166H191ZM221 167H222V166H221ZM245 167H246V166H245ZM37 168H38V167H37ZM37 168H36V170H37ZM39 168H40V167H39ZM63 168H64V167H63ZM79 168H80V167H79ZM88 168H89V166H88ZM88 168H87V169H88ZM140 168H141V167H140ZM140 168H139V169H140ZM146 168H147V167H146ZM150 168H152V167L150 166ZM205 168H206V167H205ZM238 168H239V167H238ZM240 168H241V167H240ZM250 168H251V167H250ZM32 169H33V168H32ZM48 169H49V167H48ZM48 169H47V170H48ZM60 169H61V168H60ZM74 169H75V173H76V172L78 171V169H77V171H76V168H74ZM82 169H85V168H81V170H82ZM92 169H93V168H92ZM131 169H132V167H131ZM131 169H130V170H131ZM136 169H137V168H136ZM154 169H155V168H154ZM181 169H182V168H181ZM181 169H179V170H181ZM183 169H184V168H183ZM183 169H182V170H183ZM187 169H188V167H187ZM200 169H201V168H200ZM200 169H199V170H200ZM214 169H215V168H214ZM229 169H230V168H229ZM236 169H237V168H236ZM236 169H235V170H236ZM257 169H258V168H257ZM26 170H27V169H26ZM38 170H39V169H38ZM40 170H41V169H40ZM40 170H39V171H40ZM49 170H50V169H49ZM58 170H59V169H58ZM61 170H62V169H61ZM88 170H89V169H88ZM90 170H91V169H90ZM93 170H95V169H93ZM126 170H127V169H126ZM146 170H147V169H146ZM150 170H151V169H150ZM150 170H149V171H150ZM185 170H186V168H185ZM204 170H205V169H204ZM207 170H208V168H207ZM239 170H240V169H239ZM247 170L249 171V170H251V169H247ZM258 170H259V169H258ZM24 171H25V170H24ZM31 171H32V170H31ZM42 171H43V169H42ZM63 171H64V170H63ZM82 171H84V170H82ZM82 171H79V172L82 173ZM95 171H96V170H95ZM135 171H136V170H135ZM147 171H148V170H147ZM151 171H152V170H151ZM191 171H192V170H191ZM201 171H202V169H201ZM211 171H212V170H211ZM225 171H227V170H225ZM225 171H224V172H225ZM230 171H231V170H230ZM252 171H253V169H252ZM255 171L257 172V170H255ZM261 171H263V170H261ZM28 172H29V171H28ZM32 172H33V171H32ZM67 172H68V171H67ZM79 172H78V173H79ZM87 172H88V171H87ZM87 172H86V173H87ZM91 172H92V171H91ZM124 172H125V171H124ZM129 172H130V171H127V173H129ZM137 172H138V171H137ZM137 172H136V173H137ZM196 172H197V171H196ZM214 172H216V171L214 170ZM253 172H254V171H253ZM256 172H255V173H256ZM39 173H40V172H39ZM57 173H58V172H57ZM59 173H61V172H59ZM68 173L70 174V172H68ZM84 173H85V172H83V174H84ZM92 173L94 174V172H92ZM140 173H141V172H140ZM154 173H155V172H154ZM187 173H188V171H187ZM199 173H200V172H199ZM205 173H206V172H205ZM208 173H209V172H208ZM234 173H235V172H234ZM245 173H246V172H245ZM24 174H25V173H24ZM24 174H23V175H24ZM27 174H28V173H27ZM29 174H30V172H29ZM31 174H32V173H31ZM40 174H41V173H40ZM42 174H43V173H42ZM42 174H41V175H42ZM63 174L66 175L67 173H63ZM125 174H126V173H125ZM129 174H130V173H129ZM179 174H180V173H179ZM185 174H186V173H184V175H185ZM218 174H219V172H218ZM222 174H223V172H222ZM227 174H228V173H227ZM235 174H236V173H235ZM238 174H239V173H238ZM246 174H247V173H246ZM246 174H245V176H247ZM35 175H36V174H35ZM35 175H34V178L36 177ZM44 175H45V174H44ZM73 175H74V174H73ZM73 175H71V176H73ZM78 175H79V174H78ZM87 175H89V174H87ZM90 175H91V174H90ZM94 175H95V174H94ZM134 175H135V174H134ZM138 175H139V174H138ZM154 175H155V174H154ZM156 175H157V174H156ZM184 175H182V176H184ZM209 175H210V174H209ZM258 175H259V174H258ZM27 176H28V175H27ZM31 176H32V175H31ZM37 176H38V175H37ZM66 176H67V175H66ZM79 176H80V175H79ZM79 176H78V177H79ZM81 176H82V175H81ZM83 176H84V175H83ZM85 176H86V175H85ZM187 176H189V175H187ZM198 176H200V175H198ZM212 176H213V175H212ZM215 176H217V175H215ZM215 176H214V177H215ZM218 176H219V175H218ZM229 176H230V178H233V177H231V176H233V175H229ZM241 176H242V175H241ZM243 176H244V174H243ZM243 176H242V177H243ZM248 176H249V175H248ZM250 176L252 177V175H250ZM18 177H19V176H18ZM75 177H76V176H75ZM149 177H153V178H155V176H149ZM184 177H185V176H184ZM202 177H203V176H202ZM202 177H200V178H202ZM208 177H209V176H208ZM208 177H206V178H208ZM214 177H213V179H214ZM227 177H228V176H227ZM227 177H225V178H227ZM253 177H254V176H253ZM25 178H26V177H25ZM28 178H31V177H28ZM47 178H48V177H47ZM71 178H72V177H71ZM73 178H74V176H73ZM84 178H86V177H84ZM153 178H152V179H153ZM163 178H164V177H163ZM192 178H193V176H192ZM194 178H195V177H194ZM196 178H198V177L196 176ZM211 178H212V177H211ZM235 178H236V177H235ZM246 178H247V177H246ZM263 178H264V177H263ZM20 179H21V178H20ZM35 179H36V178H35ZM39 179H41V178H38V183H39V181H40ZM43 179H44V178H43ZM43 179H42V180H43ZM49 179H51V178H49ZM114 179H115V177H114ZM116 179H117V178H116ZM156 179H157V178H156ZM161 179H162V178H161ZM164 179H165V178H164ZM204 179H205V178L203 177V180H204ZM215 179H216V178H215ZM238 179H240V178H238ZM243 179H245V178L243 177ZM252 179H253V178H252ZM252 179H251V181H252ZM18 180H19V179H18ZM51 180H53V178H52ZM51 180H50V182H51ZM55 180H56V179H55ZM83 180H84V179H83ZM111 180H112V179H111ZM118 180H119V179H118ZM190 180H191V179H190ZM195 180H196V179H195ZM203 180H202V181H203ZM207 180H208V179H207ZM219 180H220V178H219ZM221 180H222V179H221ZM255 180H256V179H255ZM257 180H258V179H257ZM261 180H262V179H261ZM261 180H260V181H261ZM29 181H30V180H29ZM76 181H77V180H76ZM79 181H80V180H79ZM86 181H88V180H85V182H86ZM107 181H108V180H107ZM115 181H116V180H115ZM150 181H151V180H150ZM164 181H166V180H164ZM168 181H169V180H168ZM180 181H181V180H180ZM187 181H188V180H187ZM191 181H192V180H191ZM193 181H194V180H193ZM204 181H205V183H206V179H205ZM214 181H215V180H214ZM234 181H235V180H234ZM241 181H242V180H241ZM241 181H240V182H241ZM16 182H18V181H16ZM16 182H15V183H16ZM26 182H27V180H26ZM35 182H36V181H35ZM35 182H34V183H35ZM46 182H47V181H46ZM50 182H49V183H50ZM56 182H57V181H56ZM77 182H78V181H77ZM88 182H89V181H88ZM116 182H117V181H116ZM151 182H152V181H151ZM160 182H161V183H156V186L154 185L155 188H159V187L163 184L162 181H160ZM170 182H171V181H170ZM181 182H182V181H181ZM198 182H200V181H198ZM198 182H197V183H198ZM210 182H211V181H210ZM231 182H232V181H231ZM242 182H243V181H242ZM261 182H262V181H261ZM263 182H264V180H263ZM263 182H262V183H263ZM36 183H37V182H36ZM40 183H41V182H40ZM74 183H76V182H74ZM107 183H108V182H107ZM109 183L111 184L112 182L109 181ZM113 183H114V182H113ZM172 183H173V181H172ZM185 183H186V182H185ZM187 183H188V182H187ZM197 183H196V184H197ZM215 183H216V182H215ZM215 183H212L211 186H212L213 184H215ZM232 183H233V182H232ZM237 183H238V182H237ZM248 183H249V182H248ZM21 184H22V183H21ZM21 184H20V185H21ZM30 184H32V183H30ZM30 184H29V185H30ZM57 184H58V182H57ZM78 184H79V183H78ZM110 184H108V187H110ZM115 184H116V183H115ZM117 184H118V183H117ZM117 184H116V185H117ZM170 184H171V183H170ZM182 184H183V183H182ZM188 184H189V183H188ZM190 184H191V183H190ZM198 184H199V183H198ZM258 184H259V183H258ZM15 185H18V184L16 183ZM23 185H25V184H23ZM32 185H33V184H32ZM32 185H30V186H32ZM58 185H59V184H58ZM75 185H76V184H75ZM79 185H80V184H79ZM164 185H165V184H164ZM180 185H181V184H180ZM184 185H185V184H184ZM199 185H200V184H199ZM202 185H203V184H202ZM241 185H242V184H241ZM18 186H19V185H18ZM46 186H47V185H46ZM46 186H45V187H46ZM72 186H73V184H72ZM146 186H147V185H146ZM149 186H150V184H149ZM149 186H148L147 188H149ZM154 186H151V187H154ZM171 186H172V184H171ZM189 186H190V185H189ZM191 186H192V185H191ZM207 186H208V185H207ZM215 186H217V185L215 184ZM228 186H230V185H228ZM232 186H234V185H232ZM238 186H240V185H237V187H238ZM28 187H29V186H28ZM42 187H43V186H42ZM48 187H49V186H48ZM76 187H79V186H76ZM177 187H178V186H177ZM200 187H201V186H199V189H201ZM219 187H220V186H218V189H219ZM230 187H231V186H230ZM246 187H247V186H246ZM38 188H39V187H38ZM38 188H37V189H38ZM59 188H60V187H59ZM70 188H71V187H70ZM111 188H112V187H111ZM185 188H186V187H185ZM192 188H193V186H192ZM195 188H196V187H195ZM197 188H198V186H197ZM208 188H209V187H208ZM224 188H225V187H224ZM224 188H222V189H224ZM226 188H227V187H226ZM226 188H225V189H226ZM244 188H245V187H244ZM249 188H250V187H249ZM263 188H264V187H263ZM16 189H18V188L16 187ZM16 189H13V190H16ZM25 189H26V188H25ZM79 189H80V187H79ZM151 189H152V188H151ZM168 189H169V188H168ZM168 189H167V190H168ZM174 189H176L175 186H174ZM183 189H184V188H183ZM186 189H187V188H186ZM209 189H211V188H209ZM214 189H216V188H214ZM218 189H217V190H218ZM220 189H221V188H220ZM225 189H224V190H225ZM234 189H235V188H234ZM236 189H237V188H236ZM42 190H43V189H42ZM59 190H61V188H60ZM59 190H58V191H59ZM83 190H84V189H83ZM83 190H82V191H83ZM85 190H86V189H85ZM87 190H88V189H87ZM87 190H86V191H87ZM112 190H113V189H112ZM116 190H117V188H116ZM125 190H126V189H125ZM127 190H128V189H127ZM188 190H189V189H188ZM190 190H191V189H190ZM195 190H196V189H195ZM195 190H194V191H195ZM197 190H198V189H197ZM203 190H205V189H203ZM239 190H240V189H239ZM246 190H247V189H246ZM35 191H36V190H35ZM43 191H44V190H43ZM51 191H52V190H51ZM88 191H89V190H88ZM117 191H118V190H117ZM119 191H120V194H121V190H119ZM156 191H157V190H156ZM165 191H166V190H165ZM165 191H164V192H165ZM170 191H171V190H170ZM170 191H169V192H170ZM198 191H199V190H198ZM201 191H202V190H201ZM205 191H206V190H205ZM18 192H19V191H18ZM22 192H23V191H22ZM26 192H27V191H26ZM32 192H34V191H32ZM37 192H38V190H37ZM44 192H46V188H45V191H44ZM52 192H53V191H52ZM91 192H92V191H91ZM147 192H148V191H147ZM166 192H167V191H166ZM212 192H214V191H212ZM229 192H230V190H229ZM234 192H235V191H234ZM246 192H247V191H246ZM81 193H82V192H81ZM84 193H85V192H84ZM100 193H101V192H100ZM100 193H99V194H100ZM103 193H104V192H103ZM107 193H108V192H107ZM107 193H104V194H107ZM114 193H116V192L114 191ZM118 193H119V192H118ZM160 193H161V192H160ZM160 193H159V194H160ZM167 193H168V192H167ZM170 193H171V192H170ZM196 193H197V192H196ZM219 193H220V192H219ZM221 193H222V192H221ZM231 193H232V192H231ZM20 194H21V193H20ZM30 194H31V193H30ZM38 194H39V193H38ZM86 194L88 195V193H86ZM86 194H85V195H86ZM97 194H98V192H97ZM104 194L101 193V195H103V196H102L103 198H104ZM125 194H126L125 196L127 197V193H125ZM146 194H147V193H146ZM193 194H194V193H193ZM198 194H199V193H198ZM208 194H209V193H208ZM226 194H228V191H227ZM243 194H244V193H243ZM243 194L240 193L239 195H243ZM261 194H262V193H261ZM22 195H23V193H22ZM24 195H25V194H24ZM36 195H37V193H35V196H36ZM46 195H47V194H45V196H46ZM101 195H100V196H101ZM116 195H117V194H116ZM116 195H115V196H116ZM161 195H163V194H161ZM167 195H168V194H166V196H167ZM191 195H192V194H191ZM200 195H201V194H200ZM206 195H207V194H206ZM215 195H216V194H215ZM251 195H252V193H251ZM251 195H250V196H251ZM263 195H264V194H263ZM28 196H29V195H28ZM30 196H31V195H30ZM32 196H34V195H32ZM35 196H34V197H35ZM41 196H43V195H41ZM47 196H48V195H47ZM50 196H51V195H50ZM52 196H54V195L52 194ZM100 196L98 195V198H99ZM108 196H109V195H108ZM108 196L105 197V198H108V199H109V197L111 196V194H110L109 197H108ZM119 196H120V195H119ZM121 196H124V194L121 195ZM159 196H160V195H159ZM172 196H173V195H172ZM194 196H195V195H194ZM203 196H204V195H203ZM209 196H211V195H209ZM216 196H217V195H216ZM234 196H235V195H234ZM245 196H247V195H245ZM248 196H249V195H248ZM248 196H247V197H248ZM37 197H39V196H37ZM192 197H193V196H192ZM192 197H189V198L191 199ZM213 197H214V196H213ZM218 197H219V196H218ZM227 197H228V196H227ZM240 197H241V196H240ZM247 197H246V198H247ZM19 198H20V196H19ZM46 198H49V197H46ZM78 198H79V197H78ZM86 198H87V196H86ZM88 198H89V197H88ZM90 198H92V197H90ZM173 198H174V196H173ZM193 198H194V197H193ZM195 198H196V197H195ZM201 198H202V197H201ZM205 198H206V197H205ZM222 198H223V197H222ZM235 198H236V197H235ZM252 198H253V196H252ZM32 199H33V198H32ZM32 199H31V200H32ZM44 199H45V198H44ZM83 199H84V198H83ZM83 199H82V200H83ZM100 199H101V198H100ZM100 199H99V200H100ZM108 199H104V200L101 201V202L93 203V205H94L95 207L98 208L99 205L102 206L103 204H111V206L116 207V208H114V209H116V210L118 209V210H120L121 212H123V211L126 212V213L128 212V211L124 210L125 207H126V205L128 206V203H127L126 205L122 203L124 197H123V199H122V198L120 199V197H119V199H118V195H117V198H115V197L113 198V197H112V199H115V200H113V201H112L111 197H110L109 200H108ZM116 199H117V200H116ZM127 199H128V198H126V200H127ZM145 199H146V198H145ZM168 199H169V198H168ZM168 199H167V201H168ZM186 199H187V198H186ZM216 199H217V198H216ZM218 199H219V198H218ZM241 199H242V198H241ZM29 200H30V199H29ZM29 200H28V202H29ZM52 200H54V199H52ZM74 200H75V199H74ZM76 200H78V199H76ZM110 200H111V201H110ZM159 200H160V199H159ZM220 200H222V199H220ZM226 200H227V198H226ZM231 200H232V199H231ZM236 200H237V198H236ZM244 200H245V199H244ZM247 200H248V199H247ZM253 200L255 201V198H253ZM263 200H264V199H263ZM43 201H45V200H43ZM47 201H48V200H47ZM78 201H79V200H78ZM84 201H85V199H84ZM121 201H122V202H121ZM130 201H131V200H130ZM134 201H135V200H134ZM157 201H158V198H156V197L150 199L151 206H152V205H156V203H158ZM194 201H195V200H194ZM213 201H214V200H213ZM240 201H241V200H240ZM245 201H246V200H245ZM256 201H257V199H256ZM26 202H27V201H26ZM28 202H27V203H28ZM30 202H31V201H30ZM32 202H33V200H32ZM41 202H42V201H41ZM41 202H40V203H41ZM51 202H53V201H51ZM54 202H55V201H54ZM56 202H57V201H56ZM92 202H93V201H92ZM136 202H137V199H136ZM136 202H134V203L136 204ZM162 202H164V201H162ZM187 202H189V201H187ZM195 202H196V201H195ZM195 202H194V203H195ZM201 202H203V201H200V203H201ZM207 202H208V201H207ZM210 202H211V199H210ZM219 202H220V201H219ZM221 202H222V201H221ZM225 202H226V201H225ZM234 202H235V201H234ZM234 202H232V203L234 204ZM241 202H242V201H241ZM246 202H247V201H246ZM249 202H250V201H249ZM36 203H37V202H36ZM40 203H39V205H40ZM45 203H46V202H45ZM78 203H80V202H78ZM83 203H84V202H83ZM87 203H88V202H87ZM125 203H126V202H125ZM129 203H130V202H129ZM159 203H160V202H159ZM171 203H172V202H171ZM214 203H215V202H214ZM217 203H218V201H217ZM230 203H231V202H230ZM232 203H231V205H232ZM247 203H248V202H247ZM33 204H34V203H33ZM33 204H32V205H33ZM46 204H47V203H46ZM65 204H66V202H65ZM74 204H75V203H74ZM74 204H73V205H74ZM88 204H89V203H88ZM131 204H133V203H131ZM167 204H168V203H167ZM174 204H175V203H174ZM183 204H184V203H183ZM190 204H191V203H188V205H190ZM218 204H220V203H218ZM222 204H223V203H222ZM261 204H262V203H259L260 208H262V207H261V206H262ZM35 205H36V204H35ZM35 205H34V206H35ZM37 205H38V204H37ZM39 205H38V206H39ZM49 205H50V204H49ZM51 205H52V204H51ZM60 205H61V204H60ZM62 205H63V204H62ZM67 205H68V203H67ZM70 205H71V204H70ZM73 205H72V206H73ZM78 205H79V204H78ZM124 205H125V207H124ZM129 205H130V204H129ZM146 205H147V204H146ZM172 205H173V204H172ZM202 205H204V203H202ZM210 205H211V204H210ZM210 205H209V206H210ZM212 205H214V204H212ZM212 205H211V206H212ZM220 205H221V204H220ZM236 205H237V204H236ZM236 205H235V206H236ZM238 205H239V203H238ZM243 205L245 206V204H243ZM27 206H29V205H27ZM44 206H46V205L44 204ZM56 206H57V205H56ZM94 206H93V208H94ZM103 206H104V205H103ZM131 206H133V205H131ZM135 206H136V205H135ZM147 206H148V205H147ZM157 206H158V205H156L155 207H157ZM159 206H160V205H159ZM167 206H168V205H167ZM169 206H170V205H169ZM169 206H168V207H169ZM173 206H174V205H173ZM178 206H180V205H178ZM190 206H191V205H190ZM190 206H189V207H190ZM195 206H197V205H195ZM206 206H207V205H206ZM209 206H208V207H209ZM218 206H219V205H218ZM233 206H234V205H233ZM251 206H253V204H252ZM31 207H32V206H31ZM39 207H40V206H39ZM69 207H70V206H69ZM69 207H68V208H69ZM81 207H82V206H81ZM123 207H124V209H123ZM152 207H153V206H152ZM152 207H151V208H152ZM168 207H167V208H168ZM200 207H202V206H200ZM224 207H225V206H224ZM224 207H223V208H224ZM229 207H230V206H229ZM45 208H46V207H45ZM52 208H53V206H52ZM62 208H63V207H62ZM72 208H73V207H72ZM85 208H86V207H85ZM87 208H88V207H87ZM87 208H86V210H89V208H88V209H87ZM97 208H96V209H97ZM104 208H105V207H104ZM126 208H127V207H126ZM147 208H148V207H147ZM163 208H164V207H163ZM163 208H162V209H163ZM172 208H173V207H172ZM172 208H171V210H172ZM178 208H180V207H178ZM203 208H204V207H203ZM203 208H202V209H203ZM205 208H206V207H205ZM210 208H211V207H209L208 209H210ZM220 208H221V207H220ZM225 208H226V207H225ZM230 208H231V207H230ZM230 208H229V209H230ZM240 208H241V207H240ZM242 208H243V207H242ZM32 209H35V207L32 208ZM53 209H54V208H53ZM73 209H74V208H73ZM76 209H77V208H76ZM78 209H79V207H78ZM80 209H81V208H80ZM82 209H84V207H83ZM102 209H103V208H102ZM102 209H101V210H102ZM106 209H107V208H106ZM110 209H111V208H110ZM121 209H123V211H122ZM128 209H129V206H128ZM128 209H127V210H128ZM133 209H135V208H134V207L131 208L132 211H131V212L129 211L130 213L128 212V214L126 215L125 219H126V218L128 219V217L130 216V214L134 211ZM141 209H144V208L141 207ZM156 209H157V208H156ZM164 209H166V208H164ZM189 209H190V208H189ZM189 209H188V210H189ZM227 209H228V208H227ZM235 209H237V208H235ZM54 210H55V209H54ZM54 210H53V211H54ZM64 210H65V209H64ZM84 210H85V209H84ZM86 210H85V211H86ZM92 210L94 211V209H92ZM97 210H98V209H97ZM101 210H100V211H101ZM107 210H108V209H107ZM107 210H104V209H103L102 212L104 213V211H107ZM129 210H130V209H129ZM146 210H147V209H144V210H142V211L140 210V211H141V213H144V212L146 213V212H147ZM151 210H152V209H151ZM153 210H154V207H153ZM171 210H170V211H171ZM176 210H177V209H176ZM183 210H184V209H183ZM185 210H186V209H185ZM199 210H201V209L199 208ZM210 210H212V208H211ZM223 210H224V209H223ZM233 210H234V209H233ZM241 210L243 211L244 209H241ZM241 210H240V211H241ZM260 210H261V209H260ZM260 210H259V211H260ZM53 211H52V212H53ZM67 211H69V209H68ZM67 211H66V212H67ZM100 211H99V212H100ZM110 211H111V210H109L108 212H110ZM148 211H150V209H149ZM160 211H161V210H160ZM163 211H164V210H163ZM178 211H179V210H178ZM189 211H190V210H189ZM213 211H214V210H213ZM217 211H218V210H217ZM217 211H215V212H217ZM220 211L223 212L222 210H220ZM220 211H219V212H220ZM228 211H229V210H228ZM230 211H231V210H230ZM234 211H235V210H234ZM237 211H238V210H237ZM237 211H235V212H237ZM249 211H250V210H249ZM262 211H263V210H262ZM22 212H23V210H22ZM73 212H74V211H73ZM88 212H89V211H88ZM97 212H98V211H97ZM97 212H96V213H97ZM118 212H119V211H118ZM124 212H123V213H124ZM136 212H139V210L136 211ZM154 212H156V211H154ZM174 212H175V211H174ZM181 212H182V211H181ZM235 212H234V213H235ZM247 212H248V211H247ZM247 212H245V213H247ZM250 212H251V211H250ZM253 212H254V211H253ZM255 212H256V211H255ZM59 213H60V212H59ZM64 213H65V212H64ZM64 213H63V214H64ZM74 213H75V212H74ZM110 213H111V212H110ZM115 213H116V212H115ZM126 213H125V214H126ZM141 213H138V214L141 215ZM150 213H151V211H150ZM156 213H157V212H156ZM187 213H188V212H187ZM192 213H193V212H192ZM202 213H203V212H202ZM228 213H229V212H228ZM237 213H238V215H239V212H237ZM263 213H264V212H263ZM23 214H24V212H23ZM63 214H62V215H63ZM77 214H78V213H77ZM80 214H81V213H80ZM105 214H106V213H105ZM107 214H108V213H107ZM112 214H113V213H112ZM119 214H121V213H119ZM134 214H136V213H134ZM146 214H147V213H146ZM153 214H154V213H153ZM158 214H159V213H158ZM168 214H169V213H168ZM171 214H172V212H171ZM171 214H170V215H171ZM185 214H186V213H185ZM189 214H190V213H189ZM207 214H208V213H207ZM217 214H218V213H217ZM220 214H221V213H220ZM220 214H219V215H220ZM231 214H232V213H231ZM235 214H236V213H235ZM242 214H243V213H242ZM242 214H240V215H242ZM247 214H248V213H247ZM24 215H25V214H24ZM78 215H79V214H78ZM84 215H85V213H84ZM92 215H93V213H91V216H92ZM96 215H97V214H96ZM114 215H115V214H114ZM143 215H144V214H143ZM148 215H149V214H148ZM170 215H169V216H170ZM180 215H181V214H180ZM180 215H179V216H180ZM202 215H203V214H202ZM210 215H211V213H210ZM212 215H213V214H212ZM214 215H215V214H214ZM229 215H230V214H229ZM251 215H252V214H251ZM251 215H250V216H251ZM253 215H254V214H253ZM253 215H252V216H253ZM59 216H61V215H59ZM59 216H58V217H59ZM70 216H71V215H70ZM73 216H74V215H73ZM79 216H80V215H79ZM79 216H77V217L79 218ZM94 216H95V215H94ZM100 216H101V215H100ZM100 216H99V217H100ZM105 216H106V215H105ZM112 216H113V215H112ZM116 216H117V215H116ZM122 216H123V218H124L125 215L122 214ZM135 216H136V215H135ZM144 216H146V215H144ZM161 216H163V215H161ZM184 216H185V215H184ZM225 216H226V215H225ZM246 216H248V215H246ZM255 216H256V215H255ZM255 216H254V217H255ZM258 216H259V215H258ZM262 216H263V214H262ZM24 217H25V216H24ZM63 217H64V216H63ZM66 217H67V216H66ZM71 217H72V216H71ZM77 217H76V218H77ZM114 217H115V216H114ZM114 217H112V218H114ZM117 217H119V216H117ZM131 217H132V216H131ZM151 217H152V216H151ZM157 217H158V216H157ZM172 217H173V216H172ZM172 217H170V218H172ZM176 217H177V216H176ZM181 217H182V215L180 216V218L178 217V219H182ZM200 217H201V216H200ZM200 217H199V218H200ZM217 217H218V216H217ZM229 217H230V216H229ZM234 217H235V216H234ZM234 217H233V218H234ZM237 217L240 218L239 216H237ZM68 218H69V217H68ZM73 218H74V217H73ZM100 218H101V217H100ZM100 218H98V219H99V220H98L99 222H100ZM110 218H111V217H110ZM112 218H111V219H112ZM123 218H122V219H123ZM135 218H136V217H135ZM142 218H143V217H142ZM142 218L139 216V219H138V220H140V219H142ZM144 218H145V217H144ZM159 218H160V217H159ZM162 218H163V217H162ZM166 218H167V217H166ZM186 218H187V217H186ZM189 218H190V217H189ZM194 218H195V217H194ZM207 218H209V217H207ZM215 218H216V217H215ZM221 218H222V217H221ZM238 218H237V219H238ZM262 218H264V217H262ZM92 219H94V217H92ZM127 219H126V221H128ZM151 219H152V218H151ZM151 219H148L149 222H150ZM168 219H169V218H168ZM168 219H166V221H167ZM178 219H177V220H178ZM184 219H185V218H184ZM197 219H198V218H197ZM203 219H204V218H203ZM213 219H214V218H213ZM231 219H232V218H231ZM231 219H230V220H231ZM60 220H61V219H60ZM77 220H78V219H77ZM82 220H84V219H82ZM82 220H81V221H82ZM96 220H97V219H96ZM96 220H95V221H96ZM109 220H110V219H109ZM112 220H113V219H112ZM115 220H116V219H115ZM115 220H114V221H115ZM129 220H131V219H129ZM146 220H147V218H146ZM148 220H147V221H148ZM160 220H161V218H160ZM173 220H174V219H173ZM177 220H176V221H177ZM187 220H189V219H187ZM193 220H194V219H193ZM193 220H192V221H193ZM195 220H196V219H195ZM195 220H194V222H195ZM198 220H199V219H198ZM216 220H217V219H216ZM228 220H229V219H228ZM252 220H253V219H252ZM70 221H71V220H70ZM75 221H76V220H75ZM105 221H106V219H105ZM110 221H111V220H110ZM116 221H117V220H116ZM124 221H125V220H124ZM142 221H143V220H142ZM142 221H141V222H142ZM144 221H145V220H144ZM176 221H175V222H176ZM180 221H181V220H180ZM183 221H184V220H183ZM200 221H201V220H200ZM231 221H234V220L232 219ZM107 222L109 223L108 220H107ZM107 222H105V224H108ZM117 222L119 223V225H121L120 223H122L123 221L121 220V222H120V221H117ZM134 222H135V221H134ZM172 222H173V221H172ZM187 222H188V221H187ZM205 222H206V221H205ZM236 222H237V221H236ZM242 222H243V221H242ZM247 222H250V223H251V221H247ZM258 222H259V221H258ZM262 222H264V221H262ZM65 223H66V222H65ZM65 223H64V224H65ZM115 223H116V222H115ZM118 223H117V224H118ZM126 223H127V222H126ZM128 223H130V222H128ZM128 223H127V224H128ZM160 223H161V222H160ZM160 223H159V224H160ZM165 223H166V222H165ZM196 223H197V222H196ZM207 223H208V222H207ZM213 223H215V221H213ZM219 223H220V222H219ZM259 223H261V222H259ZM75 224H76V223H75ZM79 224H80V223H79ZM83 224H84V222H83V223L81 222L80 225L82 226ZM132 224H133V223H132ZM132 224L130 223L131 226H132ZM174 224H175V223H174ZM190 224H191V221H190ZM192 224H193V223H192ZM215 224H216V223H215ZM226 224H227V223H226ZM230 224H231V223H230ZM234 224H235V223H234ZM261 224H262V223H261ZM261 224H260V225H261ZM80 225H79V226H80ZM114 225H116V224H114ZM114 225L112 226V228H113V227L116 228V226H114ZM119 225H118V226H119ZM130 225L127 226V227H130ZM164 225H166V224H164ZM167 225H169V224H167ZM181 225H182V224H181ZM181 225H180V226H181ZM184 225H185V222H184ZM195 225H196V224H195ZM204 225H205V224H204ZM218 225H219V224H218ZM258 225H259V224H258ZM260 225H259V226H260ZM262 225H263V224H262ZM79 226L77 225V227H79ZM110 226H111V224H110ZM118 226H117V228L120 227V226H119V227H118ZM123 226H124V224H123ZM148 226H149V225H148ZM161 226H162V225H161ZM200 226H203V225H200ZM200 226H199V227H200ZM205 226H206V225H205ZM211 226H212V225H211ZM222 226H224V225H222ZM236 226H238V225H236ZM244 226H245V225H244ZM74 227H75V226H74ZM127 227H126V228H127ZM182 227H184V226H182ZM187 227H188V226H187ZM189 227H190V226H189ZM193 227H195V229H197V228H196L197 226H193ZM199 227H198V228H199ZM215 227H217V225H215ZM240 227H241V226H240ZM263 227H264V226H263ZM263 227H261L260 229H262ZM107 228H108V227H107ZM117 228H116V230H117ZM149 228L152 229L150 226H149ZM158 228H159V227H158ZM205 228H206V227H205ZM205 228H204V229H205ZM209 228H210V227H209ZM209 228H208V229H209ZM219 228H220V227H219ZM232 228H233V227H232ZM241 228H243V227H241ZM75 229H76V228H75ZM77 229H78V228H77ZM81 229H82V228H81ZM110 229H111V227H110ZM113 229H114V228H113ZM113 229L111 230V232L114 233ZM191 229H192V228H191ZM193 229H194V228H193ZM202 229H203V228H202ZM226 229H227V228H226ZM228 229H229V228H228ZM233 229H234V228H233ZM122 230H123V229H122ZM126 230H127V229H126ZM171 230H172V229H171ZM197 230H198V229H197ZM200 230H201V229H200ZM209 230H210V229H209ZM217 230H219V229H217ZM221 230H222V229H221ZM221 230H219V231H221ZM230 230H231V228H230ZM236 230H237V229H236ZM238 230H239V229H238ZM240 230H241V229H240ZM240 230H239V231H240ZM76 231H77V230H76ZM76 231H75V232H76ZM124 231H125V230H124ZM127 231H128V232H127V233H128L127 235L131 237V235H130V234H131V232H130V228H129ZM163 231H164V230H163ZM168 231H169V230H168ZM179 231H180V230H179ZM187 231H189V230H187ZM207 231H208V230H207ZM212 231H213V230H212ZM212 231H211V232H212ZM234 231H235V230H234ZM234 231H233V232H234ZM239 231H238V232H239ZM244 231H245V230H244ZM77 232H78V231H77ZM108 232H109V231H108ZM122 232H123V231H122ZM169 232H170V231H169ZM181 232H182V230H181ZM203 232H204V230H203ZM217 232H218V231H217ZM223 232H224V230H223ZM262 232H263V231H262ZM155 233H156V232H155ZM157 233H158V231H157ZM157 233L155 234L156 236H157ZM162 233H163V232H162ZM166 233H167V232H166ZM178 233H179V232H178ZM186 233H187V232H186ZM193 233H194V232H193ZM206 233H207V235H209V234H208L209 231L206 232ZM214 233H215V232H214ZM214 233H213V234H214ZM227 233H228V232H227ZM239 233H240V232H239ZM243 233H245V232H243ZM263 233H264V232H263ZM33 234H34V233H33ZM74 234H75V233H74ZM81 234H82V233H81ZM88 234H89V233H88ZM110 234H112V233H110ZM110 234H109V235H110ZM170 234H171V233H170ZM179 234H180V233H179ZM188 234H190V233H188ZM188 234H187V235H188ZM191 234H192V233H191ZM200 234H201V233H200ZM211 234H212V233H211ZM225 234H226V233H225ZM237 234H238V233L236 232V235H237ZM36 235H37V234H36ZM43 235H44V234H43ZM84 235H85V234H84ZM89 235H90V234H89ZM89 235H88V236H89ZM93 235H94V234H93ZM107 235H108V233H107ZM109 235H108V236H109ZM120 235H121V234H120ZM122 235H123V234H122ZM149 235H150V234H149ZM161 235H162V234H161ZM168 235H169V234H168ZM173 235H174V234H173ZM193 235H195V234H193ZM38 236H39V235H38ZM85 236H86V235H85ZM91 236H92V235H91ZM98 236H100V235H98ZM110 236H111V235H110ZM123 236H124V235H123ZM123 236H122V237H123ZM166 236H167V235H166ZM185 236H186V235H185ZM189 236H190V235H189ZM189 236H188V237H189ZM199 236H200V235H199ZM214 236H215V235H214ZM221 236H223V235H221ZM227 236H228V235H227ZM233 236H234V235H233ZM42 237H43V236H42ZM42 237H41V239H43ZM76 237H77V236H76ZM76 237H75V239H76ZM78 237H80V236L78 235ZM83 237H84V236H83ZM86 237H87V236H86ZM94 237H95V235H94ZM119 237H121V236H119ZM119 237H118L117 240L120 241ZM148 237H149V236H148ZM183 237H184V236H183ZM207 237H208V236H207ZM211 237H212V236H211ZM225 237H226V236H225ZM230 237H231V236H230ZM45 238H47V236H46ZM80 238H82V237H80ZM88 238H89V237H88ZM90 238H91V237H90ZM95 238H96V237H95ZM103 238H105V237H103ZM125 238H127V236H126ZM175 238H176V237H175ZM181 238H182V237H181ZM181 238H180V239H181ZM185 238H186V237H185ZM220 238H221V237H220ZM220 238H218L217 240L219 241ZM228 238H229V237H228ZM41 239H40V240H41ZM73 239H74V238H73ZM83 239H84V238H83ZM85 239H86V238H85ZM93 239H94V238H93ZM93 239H92V240H93ZM96 239H99V238H96ZM96 239H95V240H96ZM121 239L124 241L123 238H121ZM157 239H158V238H157ZM166 239H167V238H165L164 241H165ZM200 239H202V238L200 237ZM203 239H204V238H203ZM211 239H212V238H211ZM233 239H234V238H233ZM233 239H232V240H233ZM35 240H38V239L36 238ZM40 240H39V241H40ZM107 240H109V239L107 238ZM107 240H104V239H103V241H105V242H106ZM117 240H116L115 242H117V244H119ZM128 240L131 241L130 238H129ZM132 240H133V239H132ZM135 240H136V239H135ZM147 240H148V239H147ZM149 240H150V239H149ZM149 240H148V241H149ZM169 240H170V239H169ZM181 240H182V239H181ZM183 240H184V239H183ZM189 240H190V239H189ZM194 240H195V239H193V241H194ZM204 240H206V239H204ZM215 240H216V239H215ZM217 240H216V241H217ZM223 240H225V239H223ZM230 240H231V239H230ZM236 240H237V238H236ZM255 240H256V239H255ZM41 241H42V240H41ZM81 241H82V239H81ZM98 241H101V239L98 240ZM103 241H102V242H103ZM123 241H120V243L123 242ZM136 241H137V240H136ZM155 241H156V239H155ZM158 241H159V239H158ZM174 241H175V240H174ZM191 241H192V239H191ZM191 241H190V243H191ZM193 241H192V242H193ZM195 241H196V240H195ZM195 241H194V243H195ZM200 241H201V243H202V240H200ZM212 241H213V240H212ZM239 241H241V240H239ZM257 241H259V240H257ZM257 241H255V242L257 243ZM261 241H263V240H261ZM261 241H260V242H261ZM25 242H26V241H24V243H25ZM42 242H43V241H42ZM73 242H74V241H73ZM84 242H85V241H84ZM84 242H83V243H84ZM126 242H129V241H127V239H126ZM133 242H134V241H132V243H133ZM141 242H142V240H141ZM141 242H139V243H141ZM151 242H152V241H151ZM165 242H167V241H165ZM172 242H173V241H172ZM172 242H171V243H172ZM175 242H176V241H175ZM179 242H180V241H179ZM208 242H210V241L208 240ZM213 242H214V241H213ZM220 242H221V241H220ZM223 242H224V241H223ZM245 242H246V241H245ZM249 242H252V241H249ZM263 242H264V241H263ZM34 243H35V242H34ZM78 243H79V242H78ZM78 243H76V244H78ZM85 243H86V242H85ZM93 243H94V242H93ZM123 243H124V242H123ZM169 243H170V242L168 241V244H169ZM173 243H174V242H173ZM196 243H197V241H196ZM204 243H205V242H204ZM206 243H207V242H206ZM206 243H205V244H206ZM226 243H227V242H226ZM229 243H231V242L229 241ZM236 243H237V242H236ZM236 243H234V246L236 245ZM247 243H248V242H247ZM261 243H262V242H261ZM261 243H260V244H261ZM72 244H73V243H72ZM88 244H90V243H88ZM91 244H92V243H91ZM103 244H104V243H103ZM115 244H116V243H115ZM117 244H116V245H117ZM124 244H125V243H124ZM133 244H135V243H133ZM153 244H154V243H153ZM153 244H152V245H153ZM162 244H163V243H162ZM184 244H186V243H184ZM187 244H189V243H187ZM210 244H211V243H210ZM227 244H228V243H227ZM257 244H258V243H257ZM37 245H38V244H37ZM39 245H40V244H39ZM44 245H45V244H44ZM82 245H83V244H82ZM94 245H95V244H93V245H91V246H94ZM130 245H131V243H130ZM130 245H129V246H130ZM137 245H139V244H137ZM137 245H135V246H137ZM144 245H145V244H144ZM144 245H142V246H144ZM147 245H148V242H147ZM152 245L150 244V246H152ZM155 245H158V244L155 243ZM177 245H178V244H177ZM181 245H182V244H181ZM181 245H180V246H181ZM193 245H194V244H193ZM195 245H196V244H195ZM231 245H232V244H231ZM242 245H243V244H242ZM245 245H246V244H245ZM261 245H264V244L262 243ZM261 245H260V247H261ZM45 246H46V245H45ZM80 246H81V245H80ZM85 246H86V245H85ZM88 246H89V245H88ZM120 246H121V245H120ZM122 246H123V245H122ZM124 246H125V249H127V248H126L127 245H124ZM129 246H128V247H129ZM131 246H132V245H131ZM131 246H130V248H132ZM135 246H134V247H135ZM150 246H149V247H150ZM186 246H187V245H186ZM188 246H189V245H188ZM203 246H204V245H203ZM223 246H224V244H223ZM223 246H222V244H221V247H223ZM226 246H227V245H225V248H226ZM228 246H229V245H228ZM248 246H249V245H248ZM253 246H254V245H253ZM89 247H90V246H89ZM115 247H116V246H115ZM134 247H133V248H134ZM137 247L139 248V246H137ZM137 247H136V248H137ZM145 247H146V246H145ZM152 247H153V246H152ZM156 247H157V246H156ZM166 247H167V246H166ZM176 247H177V246H176ZM178 247H179V246H178ZM211 247H212V246H211ZM230 247H231V246H230ZM235 247H236V246H235ZM235 247H234V248H235ZM237 247H238V246H237ZM242 247H243V246H242ZM257 247H258V246H257ZM260 247H259V248H260ZM44 248H45V247H44ZM82 248H83V247H82ZM87 248H88V247H87ZM96 248H97V246H96ZM96 248L94 247L95 250H97ZM117 248H118V245H117ZM117 248H116V249H117ZM130 248H129V249H130ZM138 248H137V249H138ZM158 248H159V246H158ZM158 248H157V249H158ZM162 248H163V247H162ZM168 248H169V247H168ZM179 248H180V247H179ZM181 248H182V247H181ZM190 248H193V247H190ZM196 248H197V247H196ZM214 248H215V247H214ZM238 248H239V247H238ZM262 248H263V247H262ZM46 249H47V248H46ZM46 249H45V250H46ZM72 249H73V248H72ZM75 249H76V248H75ZM77 249H78V248H77ZM104 249H105V245H104ZM119 249H120V247H119ZM122 249L125 250L124 248H122ZM122 249H121V252H122ZM139 249H140V248H139ZM141 249H142V248H141ZM146 249H147V248H146ZM160 249H161V246H160ZM160 249H159V252L163 251V249H161V250H160ZM193 249H194V248H193ZM226 249H227V248H226ZM226 249H225V252H226ZM230 249H231V248H230ZM250 249H251V248H250ZM254 249H255V248H254ZM257 249H258V248H257ZM260 249H261V248H260ZM78 250H79V249H78ZM117 250H118V249H117ZM151 250H152V249H151ZM154 250H156V249H154ZM154 250H153V251H154ZM172 250H173V249H172ZM188 250H189V249H188ZM199 250H201V249H199ZM209 250H211V249H209ZM227 250H228V249H227ZM232 250H234V249H232ZM262 250H263V249H262ZM153 251H152V252H153ZM156 251H157V250H156ZM177 251H178V250H177ZM189 251H190V250H189ZM189 251H187V252H189ZM194 251H195V250H194ZM197 251H198V250H197ZM205 251H206V250H205ZM211 251H212V250H211ZM211 251H210V252H211ZM236 251H237V250H236ZM243 251H244V250H243ZM249 251H250V250H249ZM70 252H71V251H70ZM80 252H81V251H80ZM147 252H148V251H147ZM159 252H158V253H159ZM192 252H193V251H192ZM237 252H238V251H237ZM237 252H234V253H235V254H234V255H235V258L237 257V256H236V253H237ZM71 253H72V252H71ZM73 253H74V251H73ZM78 253H79V252H78ZM106 253H107V252H106ZM142 253H143V252H142ZM144 253H145V252H144ZM144 253H143L142 256L145 255ZM150 253H151V252H150ZM150 253H149V254H150ZM155 253H156V252H155ZM170 253H171V252H170ZM183 253H184V252H183ZM190 253H191V252H189L188 254H190ZM196 253H197V252H196ZM207 253H208V252H207ZM223 253H224V252H223ZM245 253H246V252H245ZM80 254H81V253H80ZM107 254H108V253H107ZM156 254H157V253H156ZM160 254H161V253H160ZM167 254H169V253H167ZM174 254H176V253H174ZM177 254L179 255V253H177ZM180 254H181V253H180ZM193 254H194V253H193ZM198 254H199V253H198ZM204 254H206V253H204ZM214 254L216 255V253H214ZM214 254H213V255H214ZM240 254H241V253H240ZM248 254H251V253L248 252ZM76 255H77V253H76ZM109 255H112V254H109ZM109 255H108V256H109ZM151 255H152V254H151ZM151 255H150V256H151ZM170 255H172V253H171ZM200 255H201V254H200ZM213 255H212V256H213ZM224 255H228V254H224ZM237 255H238V254H237ZM105 256H106V254H105ZM142 256H140V257H142ZM150 256H149V257H150ZM154 256H155V255H154ZM159 256H160V255H159ZM159 256L157 257V255H156L155 257H152V258H150V259H151V261H152V259H156V260H157V259H160L162 262H167V263H170V264L173 263V261H169V259H166V260H165L164 255H163V257H159ZM161 256H162V255H161ZM165 256H166V255H165ZM187 256H188V255H187ZM195 256H196V255H195ZM195 256L192 255V257H195ZM216 256H217V255H216ZM228 256H230L229 258H231V255H228ZM54 257H55V256H54ZM68 257H69V256H68ZM106 257H107V256H106ZM109 257H110V256H109ZM111 257H112V256H111ZM147 257H148V254H147ZM167 257H168V256H167ZM200 257H202V256H200ZM232 257H233V255H232ZM238 257H239V256H238ZM76 258H77V257H76ZM78 258H79V257H78ZM107 258H108V257H107ZM113 258H115V257L113 256ZM168 258H169V257H168ZM196 258H197V257H196ZM206 258H207V257H206ZM208 258H209V257H208ZM213 258H214V257H213ZM218 258H219V257H218ZM56 259H57V258H56ZM58 259H59V258H58ZM82 259H83V258H82ZM141 259H142V258H141ZM147 259H148V258H147ZM172 259H173V258H172ZM175 259H176V258H175ZM190 259H191V258H190ZM202 259H203V258H202ZM211 259H212V258H211ZM216 259H217V258H216ZM237 259H238V258H237ZM239 259H240V258H239ZM241 259H242V258H241ZM1 260H2V259H1ZM54 260H55V259H54ZM79 260H80V259H79ZM164 260H165V261H164ZM173 260H174V259H173ZM180 260H181V259H180ZM182 260H184V259H182ZM186 260H187V259H186ZM199 260H200V259H199ZM209 260H210V259H209ZM217 260H218V259H217ZM222 260H223V259H222ZM58 261L60 262V260H58ZM61 261H62V260H61ZM70 261H72V260H70ZM70 261H69V262H70ZM75 261H76V260H75ZM77 261H78V260H77ZM145 261H146V260H145ZM161 261H160V262H161ZM196 261H197V260H196ZM201 261L203 262V264H205V262H204L205 259H204V260H201ZM210 261H211V260H210ZM229 261H230V260H229ZM233 261H234V260H233ZM240 261H241V260H240ZM1 262H2V261H1ZM4 262H5V261H4ZM85 262H86V261H85ZM104 262H105V260H104ZM109 262H110V261H109ZM138 262H139V261H138ZM184 262H185V261H184ZM231 262H232V260H231ZM241 262L243 263L244 261H241ZM241 262H239V263L242 264ZM7 263H8V262H7ZM72 263H73V262H72ZM105 263H106V262H105ZM107 263H108V262H107ZM107 263H106V264H107ZM110 263H111V262H110ZM112 263H113V262H112ZM116 263H117V262H115V264H116ZM151 263H152V262H151ZM155 263H156V261H155ZM157 263H158V262H157ZM174 263H175V262H174ZM187 263H188V262H187ZM189 263H190V262H189ZM208 263H209V262H208ZM234 263L236 264L237 261L234 262ZM0 264H2V263H0ZM3 264H4V263H3ZM8 264H9V263H8ZM45 264H47V263H45ZM57 264H58V263H57ZM117 264H118V263H117ZM134 264H135V263H134ZM137 264H138V263H137ZM145 264H147V263H145ZM148 264H149V263H148ZM165 264H166V263H165ZM179 264H180V263H179ZM214 264H215V263H214ZM217 264H218V263H217ZM232 264H233V263H232Z\"/></svg>", "mask_w": 264, "mask_h": 264}]
</instances>
